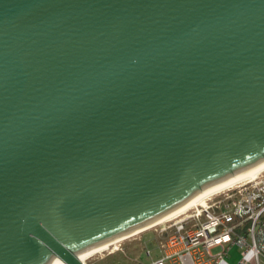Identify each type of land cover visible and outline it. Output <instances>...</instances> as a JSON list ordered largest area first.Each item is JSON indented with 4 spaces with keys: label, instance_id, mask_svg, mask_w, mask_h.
I'll list each match as a JSON object with an SVG mask.
<instances>
[{
    "label": "water",
    "instance_id": "95a60500",
    "mask_svg": "<svg viewBox=\"0 0 264 264\" xmlns=\"http://www.w3.org/2000/svg\"><path fill=\"white\" fill-rule=\"evenodd\" d=\"M264 160V0H0V264H85Z\"/></svg>",
    "mask_w": 264,
    "mask_h": 264
},
{
    "label": "built area",
    "instance_id": "2783aa9c",
    "mask_svg": "<svg viewBox=\"0 0 264 264\" xmlns=\"http://www.w3.org/2000/svg\"><path fill=\"white\" fill-rule=\"evenodd\" d=\"M159 225L150 264H264V173Z\"/></svg>",
    "mask_w": 264,
    "mask_h": 264
},
{
    "label": "bare ground",
    "instance_id": "6f19581e",
    "mask_svg": "<svg viewBox=\"0 0 264 264\" xmlns=\"http://www.w3.org/2000/svg\"><path fill=\"white\" fill-rule=\"evenodd\" d=\"M264 173V160L261 161L260 163L256 164L254 167H252L250 170H248L247 172H244L228 181L222 182L220 184L211 186L209 188L203 189L198 191L193 198L188 201L187 203L179 206L178 208L165 213L162 215V217L160 219H158L157 221H154L150 224H147L146 226L140 227L138 228L136 231L126 235V236H122V237H118L115 238L114 240L101 244L100 246L95 247L92 250H89L85 253L83 252H77L79 259L85 263V260L90 258L91 256L95 255V254H99L103 251H107L108 249H110L112 246H114L115 244H119L121 241L126 240L127 238L134 236L136 234H139L143 231H146L150 228H153L155 226H158L159 224H162L164 222H168L174 218H176L177 216L185 213L186 211L190 210L191 208H193L194 206L200 204V205H204L206 203V200L208 199V197H210L213 194H216L218 192H221L223 190H226L228 188H231L241 182L247 181V180H253L255 179L257 176H259L260 174ZM114 248H116V246H114ZM56 264H65L63 261H61L60 259L57 261Z\"/></svg>",
    "mask_w": 264,
    "mask_h": 264
},
{
    "label": "rangeland",
    "instance_id": "374dc122",
    "mask_svg": "<svg viewBox=\"0 0 264 264\" xmlns=\"http://www.w3.org/2000/svg\"><path fill=\"white\" fill-rule=\"evenodd\" d=\"M159 226H155L139 234L131 236L126 240L115 244L107 251L95 254L85 260V264H145L150 257L156 254L155 244L161 239ZM150 252L147 257L146 251ZM139 257L138 261L131 258Z\"/></svg>",
    "mask_w": 264,
    "mask_h": 264
},
{
    "label": "crops",
    "instance_id": "0c3cea01",
    "mask_svg": "<svg viewBox=\"0 0 264 264\" xmlns=\"http://www.w3.org/2000/svg\"><path fill=\"white\" fill-rule=\"evenodd\" d=\"M155 250H156V254L154 255V256H152V257H150L149 258V260H147L146 262H145V264H150V262H151V260H153V259H156L157 257H159L160 255H161V253L159 252L160 250H159V247H158V242L155 244ZM232 254H233V256H234V254L236 253V250L234 249V247L232 248ZM146 253V252H145ZM150 254V253H149ZM137 256V255H136ZM148 257V256H147ZM133 261H138V259H139V257L137 256V257H132L131 258Z\"/></svg>",
    "mask_w": 264,
    "mask_h": 264
}]
</instances>
